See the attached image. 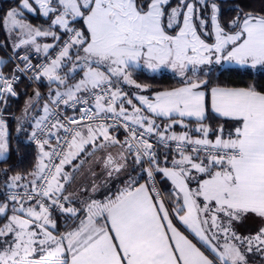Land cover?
<instances>
[{"label": "snow or ice", "instance_id": "1", "mask_svg": "<svg viewBox=\"0 0 264 264\" xmlns=\"http://www.w3.org/2000/svg\"><path fill=\"white\" fill-rule=\"evenodd\" d=\"M36 6L51 19L46 29L26 22L25 10L37 13ZM208 7L209 0L174 6L173 0H21L0 17L8 33L0 47L10 41L8 59L17 61L11 75L0 71V101L6 107L9 97H18L16 73H32L30 81L46 79L49 87L46 97L34 89L23 109L27 118L44 100L43 114L30 117L28 142L38 149L32 171L8 176L11 169L3 170L0 264H255L250 257L264 264V90L209 89L210 79L187 75L210 76L213 64L264 66V11L237 5L236 16L222 25L212 2L209 31L202 14ZM40 37L54 43L41 45ZM22 46L44 59L33 64L27 52H17ZM141 62L153 71L172 69L184 78L182 86L151 97L130 94L124 84L147 91L132 78ZM77 69L83 75L69 83ZM77 105L72 116L62 107ZM218 119L230 127H213ZM17 122V132H26ZM121 129L123 140L116 134ZM158 146L170 150L163 167ZM8 151L0 116V159ZM84 157L92 158L91 188L69 191L89 163ZM157 174L171 182L167 199L156 187ZM122 176L127 179L113 189ZM80 193L86 198L76 207ZM54 210L65 224L71 221L63 231Z\"/></svg>", "mask_w": 264, "mask_h": 264}, {"label": "trees", "instance_id": "2", "mask_svg": "<svg viewBox=\"0 0 264 264\" xmlns=\"http://www.w3.org/2000/svg\"><path fill=\"white\" fill-rule=\"evenodd\" d=\"M176 0H173V4ZM239 5L243 8L244 11H255L261 12L264 11V0H218V6L220 8V22L222 25H227L236 16V6ZM17 6V0H0V17H3L4 14L11 8ZM31 18H33L31 16ZM39 21L50 22L51 19L44 20L41 17H36ZM54 18V17H52ZM82 21L76 23L77 28L81 27ZM8 33L5 29L0 28V45H4ZM2 49V51H1ZM11 50L9 42L6 47H0V56L5 57V52ZM2 70L5 74L11 73V64L4 63ZM10 72V73H9ZM78 75H75L74 80H70V83L76 82L82 72L78 71ZM132 78L136 83L140 84L143 87L147 88V92L152 94L156 91H162L165 89H171L175 87L182 86L183 80L179 77L162 73L159 75L150 74L143 69H135L132 71ZM193 80L196 79H210L211 83L209 84V89L216 85H226V86H235V87H247L249 85H255L257 89L264 90V67L258 69L252 68H241V67H224L221 69L212 68L210 76H205L204 72L198 73L196 76L190 77ZM54 84L52 85V87ZM39 90L41 94H47L49 91L48 82L40 81L32 84L26 78L20 77L19 82L15 85V90L19 93L18 97H9L7 101V106L0 105V111H4L10 114V117L6 118V127H7V141L9 145V151L6 153L3 159H0V185L3 184V181L7 178L3 174L4 169H11L8 172V176L20 173L26 175L31 172L34 164L36 163V158L38 155V149L27 142L28 134L31 132L30 117L34 116L35 111L30 114L29 117H25L23 109L25 108L26 101L28 97L33 93V90ZM41 100L39 101V104ZM208 105L210 112V103L208 96ZM17 118H20V122L23 124V127L26 129V132H17L18 122ZM162 120V119H161ZM213 127H217L220 124L228 125L223 119L212 120ZM117 135L120 136L119 133ZM121 137V136H120ZM121 140V139H120ZM161 155V150H158ZM137 172H140V169H137ZM131 175L136 176L137 173L133 172ZM141 175H143L141 173ZM139 179V177H137ZM143 182V179H140V183ZM122 180L118 183L121 186ZM2 191V188H0ZM54 217L60 219V213L58 211L53 212ZM254 260L256 264H261L259 257H250Z\"/></svg>", "mask_w": 264, "mask_h": 264}, {"label": "rangeland", "instance_id": "3", "mask_svg": "<svg viewBox=\"0 0 264 264\" xmlns=\"http://www.w3.org/2000/svg\"><path fill=\"white\" fill-rule=\"evenodd\" d=\"M212 2H215V3H217V5H218V0H209V7L208 8H202V14L204 15V17L205 18H208V20H209V23H208V30L209 31H211L212 30V28H211V21H210V15H211V8H210V4L212 3ZM20 4H21V0H17V6L16 7H19L20 6ZM175 5V3L173 4V6ZM37 7V13H29V12H27V10H25V12H24V16H25V19H26V22H30L33 26H36V27H41V28H48V26H49V24L51 23V21L50 22H47L46 23V21H39V20H37V18H35L36 17V15H37V17H41V18H43L44 20H48V19H50V18H47V17H44L42 14H39V12H38V6H36ZM31 16L33 17V18H31ZM69 19H71V18H69ZM199 22L197 21V24H198ZM75 26V25H74ZM76 27V26H75ZM202 35V38L203 39H205L206 40V42H208V43H213L214 42V36H212V37H206V36H203V34H201ZM45 38H47V39H51V37H45ZM9 44H10V46H11V50H12V43L9 41ZM28 49H30V51L31 52H35L34 51V49L33 48H30L29 46H22L20 49H17L18 51H21V52H24V51H26V50H28ZM11 50H9V51H11ZM1 51H2V49H1ZM3 52V51H2ZM36 53V52H35ZM1 54V53H0ZM40 57H41V55H40ZM0 62L2 63V65L1 66H3V64L4 63H9L8 62V59H7V56L5 55V57H3V56H0ZM69 67H71V65H69ZM204 69H205V71H207V67L208 66H202ZM212 68H217V69H221V68H224V67H241V68H246V67H248V68H252V67H250V66H239V65H237V64H235L234 62L233 63H222V64H220V65H215V64H213L212 66H211ZM260 67H264V66H257L256 68H252V69H258V68H260ZM135 69H143V70H147L150 74H156V75H159V74H162V73H168V74H173V75H175V76H177V77H179L180 79H184V78H182V77H180L176 72H174L172 69H170V68H168V67H165V66H161L160 68H158V69H156L155 71H153V70H149V69H147L145 66H143V63L141 62V64L138 66V67H136ZM0 71H2L3 72V70H2V68L0 69ZM65 71H67V69H65ZM79 70L77 69V72H78ZM4 73V72H3ZM10 73V72H9ZM198 73H202V72H198ZM5 74V73H4ZM5 75H11V73L10 74H5ZM188 77L190 78L191 76H192V73L191 72H189L188 74ZM44 81V80H43ZM46 82V81H45ZM69 83H70V81H69ZM74 83V82H73ZM39 109L38 110H36L35 111V114H34V116H39V115H42L43 114V112H42V106H43V102L41 101V103L39 104ZM32 123H34V121H32ZM32 130V129H31ZM115 151V150H114ZM101 172V166H100V168L98 167L97 168V171H96V173L98 174V176H97V182H99L100 180H102L103 179V176L102 175H99V173ZM125 179H127V177L126 176H122L121 177V179H120V181L122 180V183H123V180H125ZM120 181H118V182H116V181H114L113 182V185H112V187H113V189H115V188H118V187H120L119 186V182ZM122 183H120V184H122ZM249 222V221H248ZM248 222H247V225H248V229H252V228H254L255 227V225H254V223L253 222H249V224H248ZM59 224H60V227H61V230L63 231L65 228H67L68 227V224H71V221H69L68 222V224H65L64 223V220L62 219L61 221L59 220ZM242 231H244V229H242Z\"/></svg>", "mask_w": 264, "mask_h": 264}, {"label": "crops", "instance_id": "4", "mask_svg": "<svg viewBox=\"0 0 264 264\" xmlns=\"http://www.w3.org/2000/svg\"><path fill=\"white\" fill-rule=\"evenodd\" d=\"M38 42L41 44V45H43V44H45V43H49V44H51V43H54V41L52 40V38L51 39H47V38H45V37H40V38H38ZM34 49V48H33ZM35 51V50H34ZM39 57H40V55L41 56H43V55H45L43 52H40V53H36ZM2 63L0 62V69L2 68ZM145 71H147V70H145ZM148 72V71H147ZM149 73V72H148ZM61 74H63V73H61ZM83 75V74H82ZM81 75V76H82ZM81 78V77H80ZM79 78V79H80ZM78 79V80H79ZM77 80V81H78ZM44 81H46V82H48L46 79H44ZM75 83V82H74ZM143 87V86H142ZM180 87V86H179ZM53 89H55L56 88V85L54 84V86L52 87ZM123 89L125 90V91H127V92H129L130 94L131 93H139V94H143V95H148L149 97H151V95L152 94H149L147 91L146 92H142L140 89H137V88H135V86L134 85H127V84H124L123 85ZM61 91H63V89H61ZM209 103H210V95H209ZM210 111H211V108H210ZM158 123H164V122H166V121H163V119L162 120H158L157 121ZM193 127H194V125H193ZM226 128L227 127H230V124H228V125H226L225 126ZM176 130L177 131H180V129H179V126H176ZM117 134V133H116ZM118 138L119 139H121V137L118 135ZM162 153H161V155L159 156V159H160V163H161V166L163 167L164 166V151H161ZM6 155V154H5ZM5 157V156H4ZM85 159H88L89 160V163H85L84 164V166H83V168H81L79 171H77L76 172V174H75V179H74V181L71 183V184H69L68 185V189H69V191H71V190H73L74 188H76L77 189V191H78V193H79V191H80V189H79V187L78 186H81V185H84V184H88V186H89V190H90V188H91V181H92V175H91V173L88 171V169H89V166H90V163H91V160H92V158L91 157H84ZM169 166H170V163H171V159H172V156L171 155H169ZM73 163H75V164H79L80 163V160H76V161H73ZM100 168V165L99 164H97V165H95L94 166V168H93V170L96 172L97 171V168ZM66 171H68V172H71L72 171V169H71V167H67L66 168ZM98 176V175H97ZM157 176V179H158V181H159V184H160V187H161V189L163 190V191H165V192H167L168 190H170L171 189V182L170 181H168V180H166V179H163L162 178V176L160 175V174H157L156 175ZM97 178V177H96ZM194 186V185H193ZM84 198H86V194L85 193H80V195H79V198L76 200V204L74 205V206H76V207H79L80 206V201L82 200V199H84ZM66 206H68V205H66ZM251 221V220H250ZM249 221V222H250ZM249 222H248V224H249ZM251 222H253V221H251ZM250 225V224H249ZM185 231V233L187 234V230L185 229L184 230ZM190 238H191V236H190ZM256 264V263H255Z\"/></svg>", "mask_w": 264, "mask_h": 264}, {"label": "built area", "instance_id": "5", "mask_svg": "<svg viewBox=\"0 0 264 264\" xmlns=\"http://www.w3.org/2000/svg\"><path fill=\"white\" fill-rule=\"evenodd\" d=\"M65 38H67V37H65ZM17 52L19 53V55H24L26 52L30 55V58H31V60H32V62H33V64H36V63H40L43 59H44V55L43 56H41V57H39L35 52H31L30 51V49H28V50H26V51H24V52H21V51H18L17 50ZM5 54H6V56H7V59L12 55V50L11 51H8V52H5ZM51 55L54 57L55 55H56V52H51ZM8 62L11 64V70L15 67V64H16V62L17 61H15V60H13V61H10L9 59H8ZM16 75H18L19 77H24V78H26L29 82H31L32 84H34V83H36L35 81H30L29 80V76H31L32 75V73H27V74H21V73H16ZM42 95H44L45 97L47 96V94H42ZM43 103H44V100H41ZM4 103L2 102V101H0V105H3ZM63 108H64V111H65V113L68 115V116H72V115H78L79 113H78V109H79V107H82V105H77V108L74 110V109H72V108H68V107H65V106H62ZM0 116H2V118L5 120L6 118H8V117H10V114L9 113H6V112H4V111H0ZM109 122H111V121H109ZM32 131V130H31ZM31 133V132H30ZM29 133V134H30ZM119 134H120V136H121V140H123L124 139V132H123V129H121L120 130V132H119ZM27 142H28V137H27ZM55 141H53V143H54ZM29 143V142H28ZM29 144H31V145H33V146H35L36 148H37V145H36V143L35 142H31V143H29ZM158 150H161V151H164V152H167V151H170L169 149H165L163 146H158ZM47 162V161H46ZM155 180H156V187L157 188H159V189H161V187H160V184H159V181H158V179H157V176L155 177ZM145 181H144V179H143V182L142 183H144ZM171 190V189H170ZM170 190H168L167 192H165V191H163V194H164V196H165V199H167V196H168V193H169V191Z\"/></svg>", "mask_w": 264, "mask_h": 264}]
</instances>
